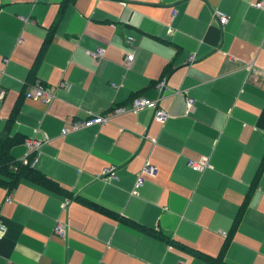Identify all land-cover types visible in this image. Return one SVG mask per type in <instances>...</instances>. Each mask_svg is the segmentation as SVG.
<instances>
[{
	"label": "crops",
	"instance_id": "1",
	"mask_svg": "<svg viewBox=\"0 0 264 264\" xmlns=\"http://www.w3.org/2000/svg\"><path fill=\"white\" fill-rule=\"evenodd\" d=\"M63 1L0 0V133L22 163L39 142L31 167L55 186L0 188V264H264V0ZM32 82L49 105L25 98ZM136 96L164 124L142 109L73 128ZM144 163L156 174L133 192Z\"/></svg>",
	"mask_w": 264,
	"mask_h": 264
},
{
	"label": "built area",
	"instance_id": "2",
	"mask_svg": "<svg viewBox=\"0 0 264 264\" xmlns=\"http://www.w3.org/2000/svg\"><path fill=\"white\" fill-rule=\"evenodd\" d=\"M261 2H257L254 5V9L261 8ZM174 14V13H173ZM213 18L218 20L219 25L225 24V18L223 17V14H220L219 12L215 11L213 12ZM130 41V40H128ZM86 56L89 57V59L94 60V62H98V60L103 59L104 53L102 50L95 49L93 52H85ZM125 65H129L133 61L132 55H126L125 56ZM60 88H65L66 85L59 84ZM165 83L164 80L160 81L156 84V91L163 93L165 91ZM29 91H27L25 98L33 101L34 103H41L43 105H49L52 101V89L46 88V86L42 85L40 82H34L29 86ZM193 106V100H187L186 101V108L189 112H191ZM152 110V119L157 121L159 124H164L165 119L167 118V112H163L161 110H157L155 101L147 100L142 98L141 96H136V98H133L132 101L128 104L127 107H111L109 111L106 113V115H95V116H88L84 120H82L77 125H74V129L76 130H82L85 128H92L96 126H103L107 123H109V120L113 117H119L123 116L125 113H129L130 115L136 116L140 110ZM67 132V130L63 129L61 132L62 135H64ZM22 145L27 150V154H29L30 159V166L35 163V160H37L36 156L39 150V147H41V144L39 142L34 141V139H28L22 142ZM26 162V161H25ZM25 162L23 164H25ZM188 166L190 167V170L192 172L194 171H202L203 169L207 168L206 164L199 165L198 163H189ZM139 174L135 177V184L133 185V192L137 191L139 187L144 183V176L146 178H153L156 174V169L153 165H149L148 163H144L141 167ZM114 169H109L102 172V175L104 176V179L106 181H112V179H115L113 174ZM64 208V204H62V209ZM5 225L0 220V240L4 237L6 232ZM68 231V226L62 221H58L54 223V228L52 229V235L56 238H66V234Z\"/></svg>",
	"mask_w": 264,
	"mask_h": 264
},
{
	"label": "trees",
	"instance_id": "3",
	"mask_svg": "<svg viewBox=\"0 0 264 264\" xmlns=\"http://www.w3.org/2000/svg\"><path fill=\"white\" fill-rule=\"evenodd\" d=\"M66 1V0H64ZM63 1V2H64ZM51 36V33H50ZM49 39L45 42V46L48 44ZM33 84V82H32ZM11 123V121H9ZM7 123V125H9ZM6 125V126H7ZM7 132V127H5V130L0 133V188H4L7 191H11L16 187V184L22 180V181H31L32 183H35V185L39 186H47L50 187V189L54 188L55 186L49 181H47L45 178H42L40 175H38L37 172L30 166V159L23 164L21 161L14 160L10 157V150L16 146L17 144H21V139L19 138H9ZM94 211H100L101 213L105 214L108 217H111L108 212L102 209H98L95 206L89 205ZM120 222H124L120 220ZM128 223V222H124ZM131 224V223H130ZM134 229H138L134 224H131ZM142 232L147 233V235L157 237L161 241L165 240L163 237L159 234H152L150 232H147V230L141 229Z\"/></svg>",
	"mask_w": 264,
	"mask_h": 264
}]
</instances>
